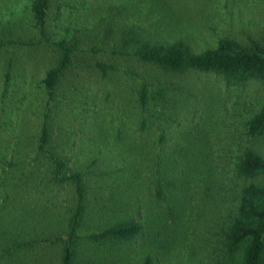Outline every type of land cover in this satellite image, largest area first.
Wrapping results in <instances>:
<instances>
[{
	"label": "trees",
	"instance_id": "trees-1",
	"mask_svg": "<svg viewBox=\"0 0 264 264\" xmlns=\"http://www.w3.org/2000/svg\"><path fill=\"white\" fill-rule=\"evenodd\" d=\"M49 10L50 0H34L31 6L32 19L28 23L33 28L36 23L40 33L38 41L24 42L14 35L9 39L0 36V56L5 52L9 55L15 48L35 49L40 46L58 53L57 65L42 80L47 98L44 113L28 120L34 130L23 134L12 118L4 120L0 117V216L8 210L16 211L9 212L12 219L0 225V264L51 263L53 257L49 258L41 252L46 246L60 247L57 264H113L115 260H129L133 254L138 255L139 264H160L156 256L168 253L174 244L188 237L183 226L188 223L185 212L189 210L188 204L194 195H186L188 188L180 183H190L197 176L202 177L200 181L205 183L204 190L198 192L211 199L213 189L210 181L227 173L224 160L217 159L210 151L197 149L194 153L192 149L169 145L172 138L169 137L170 132L179 124L176 80L191 72H199L216 76L227 88L253 80L264 83V42L252 40L248 46H242L236 41L222 39L216 49L196 54L184 41L153 43L150 39L139 38V30L133 28L130 30L133 36L126 45L134 40L136 49L133 52L114 50L111 54L122 55L129 61L133 59L137 65L145 67L146 70L141 73L130 66L120 69L99 60L96 54L97 50L103 53L101 47L83 48L82 37L51 40L47 30ZM109 36L106 33L103 44ZM81 54H87L90 60L85 67L94 68L101 80L107 81L112 75L120 73L131 85L125 98L131 130L127 137H123L125 132L121 130L116 134L114 142L109 143L110 149L116 152L110 150L112 156L109 158L106 155L110 154L102 144L101 131L95 136L94 147L90 142L94 139L92 135L85 141L84 135H76L74 130L69 132L65 128L66 124H70L82 130L87 124L88 127L96 125V128L102 129L103 126L93 119L96 116L88 118L85 110L79 111L81 122L78 123L76 119L65 122L69 113L65 117L64 112L63 120L52 113L56 88L70 68L80 67L82 63L78 57ZM9 61L15 65V59ZM149 69L155 72L154 75ZM13 77L11 72L4 78L0 76V107L14 87L7 88ZM64 96L60 98L61 105ZM73 103L70 101L71 107ZM75 109L80 110V106ZM30 115L33 116V113L26 118ZM246 127L248 136L262 135L264 110L250 119ZM124 140L126 142L121 143ZM65 145L68 149L61 148ZM78 146H87L91 152H99L103 155L102 160L95 158L83 169L72 166L65 153ZM188 155H193L191 160L186 159ZM233 170L238 179H256L264 176V159L245 150ZM25 191L30 199L23 195H26ZM32 192L36 199L41 200L35 202ZM173 192L174 195L169 198ZM238 197L240 203L224 218V224L218 228L215 224L206 232L215 237L213 251L203 256L208 258L203 260L200 249L195 245H185L181 263L175 261V264H229L241 250V264L264 263V182L259 186L251 184L244 187ZM154 202H164L167 207H153ZM45 208L50 210L42 211ZM37 209L39 215H36L35 221L42 224L29 227L22 218L34 214ZM146 212L156 213L157 228L150 232L147 243L156 245L155 254L142 247L146 241L147 226L145 221L138 220V214L145 215ZM91 215L97 222L91 221V231L80 236L83 223ZM59 220L61 225L56 227ZM167 220L171 222L169 225L164 224ZM200 220L197 218L195 222ZM208 240L211 242L210 238ZM131 244L134 246L128 254L126 246ZM87 246L89 248L84 252ZM204 249L207 250L208 246ZM79 254L83 260L77 259ZM28 258L31 261H27Z\"/></svg>",
	"mask_w": 264,
	"mask_h": 264
},
{
	"label": "rangeland",
	"instance_id": "rangeland-1",
	"mask_svg": "<svg viewBox=\"0 0 264 264\" xmlns=\"http://www.w3.org/2000/svg\"><path fill=\"white\" fill-rule=\"evenodd\" d=\"M33 2L34 0H0L1 37L9 39L14 35L22 38L24 42L39 40L40 33L36 23L35 28L29 24L32 19ZM48 16L47 30L51 40L82 37L84 39L83 48H86L85 46L87 48L101 47L103 53L97 50L96 54L99 60L116 65L120 69L130 66L141 73L146 70L145 67L137 65L133 59L129 61L122 55L111 54L114 50L133 52L136 49L134 40L126 45L133 36V34L130 35V30L133 28L139 30V38L150 39L153 43L170 44L184 41L196 54L216 49L222 39L236 41L242 46H248L252 40L264 42V0H50ZM10 29H12L11 34ZM108 29L110 31H107ZM106 33L110 36L106 44H103ZM11 59H15V65L10 64ZM78 60L82 63L80 67L70 68L56 88V102L54 101L55 107L52 108L54 111L52 113L60 119L63 118L64 112H66L65 117L69 113L68 120L66 119L65 122H72L76 119L78 123L81 122L79 111L85 110L88 118L92 115L96 116L93 119L96 124L100 123L103 126L102 129L96 128V125L91 128L87 124L82 129L83 132L76 126L71 127L70 124H66L65 128L69 129V132L74 130L76 135H84L85 141H88V137L92 135L94 139L93 141L90 139V142L94 147L95 136L97 137L101 131L104 140L102 144L108 150L107 153L110 155L106 156L109 158L112 156L110 150L115 151L113 148L110 149L109 143L114 142L116 134L121 130L125 132L123 137H127L131 130V127H128L125 111L128 106L125 98L130 93L131 85L120 73L112 75L107 81L101 80L94 68L85 67L86 62L90 60L87 54L79 55ZM57 63L58 53L41 46L35 49L15 48L9 55L5 52L0 56L1 78L10 72L14 76L10 85H7V88L14 87L0 107V117L4 120L12 118L23 134L34 130L28 120H34L37 115L44 113V102L47 98L42 88V80ZM150 70V74L154 75L155 72ZM176 84L180 105L179 124L170 132L169 137L172 138L169 145L178 149H192L194 153L197 149L210 151L217 159L224 160L227 173L225 177L215 176V180L210 181L213 189V193L210 192L211 199L198 192L204 190L205 183L200 181L202 177L197 176V179L190 183L184 181L180 183L187 186L186 195H194L193 200L188 204L189 210L185 212L188 223H185L183 228L188 237L186 240L181 239L182 243L178 241L174 244L173 249L168 253L156 256L160 264H175V261L181 263V258L185 254V245H195L199 248L201 258L204 260L203 256L210 255L215 245V237L207 234V230L213 228L215 224L217 228L224 224V218L226 219L233 209L236 210L240 203L238 193L244 187L251 184L259 186L264 182V176L252 180H241L233 174L238 157L245 150H250L264 159V133L250 137L247 135L246 127L250 119L264 110V83L253 80L243 85L227 88L212 74L191 72L178 77ZM74 86L78 88L75 89ZM64 94L61 100L64 103L61 105L60 98ZM70 101L74 102L73 110ZM77 106H80V110L75 109ZM31 113L33 116L26 118ZM106 136H108L107 142L105 141ZM65 141L66 139L63 143ZM125 142L126 140L121 143ZM61 148L68 149L66 145ZM65 154L71 160L72 166L80 169L89 166L95 158L103 157L99 152H91V148L87 146L83 148L78 146L73 150H67ZM192 157L193 155H188L186 159L191 160ZM174 192L169 198L174 195ZM25 193L26 195L24 193L23 195L27 197L28 194L26 191ZM31 197L35 202L41 200L36 199L34 192ZM27 198L30 199L29 196ZM168 202L170 203L171 200L169 199ZM156 206L167 207V204L154 202L153 207ZM43 210L49 211L50 209ZM9 212L15 213L16 211L3 212L0 216L1 226L12 219ZM35 213L22 218L29 227L41 223V221H35L36 215H39V209L35 210ZM163 213L165 214L164 211ZM138 216V220L145 221L147 226L146 241L142 247L152 250L155 254L156 245L147 243H149L150 232L153 233L157 228L156 213L153 215L146 212L145 215L140 213ZM197 218L201 220L195 222ZM91 221L97 222L95 216H89L83 223L84 229L79 231L80 236L91 231ZM61 222L60 220L56 222V227H59ZM43 223L49 224V222ZM167 223L169 225L171 222L168 220L164 222L165 225ZM166 230L168 228L163 232ZM141 239L139 241L143 243ZM133 246L134 244L126 246L128 254H131L130 250ZM207 246L208 249L205 250ZM44 248L41 252L49 258L52 256L53 262L51 263L57 264L60 247L46 246ZM88 248V246L85 247L83 251L86 252ZM130 256L129 260L128 258L122 261L115 260L113 264L140 263L138 255ZM82 257L79 254L77 259L83 260ZM26 260L31 261V258ZM109 261L111 262L112 259L110 258ZM46 263L51 264L48 261ZM241 263L242 250L229 264Z\"/></svg>",
	"mask_w": 264,
	"mask_h": 264
}]
</instances>
